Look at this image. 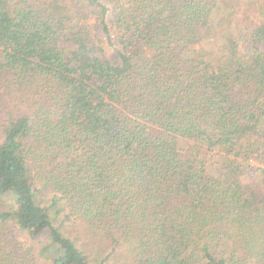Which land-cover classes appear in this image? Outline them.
<instances>
[{"label":"trees","instance_id":"trees-1","mask_svg":"<svg viewBox=\"0 0 264 264\" xmlns=\"http://www.w3.org/2000/svg\"><path fill=\"white\" fill-rule=\"evenodd\" d=\"M221 6L0 0V264H42L19 230L51 264H264V13L212 57Z\"/></svg>","mask_w":264,"mask_h":264},{"label":"rangeland","instance_id":"rangeland-1","mask_svg":"<svg viewBox=\"0 0 264 264\" xmlns=\"http://www.w3.org/2000/svg\"><path fill=\"white\" fill-rule=\"evenodd\" d=\"M221 9L220 11L217 12L216 15L213 16V20L211 23V29L212 32L210 33V38L212 37V39H209V44L205 43V49H206V53L209 54V56H219V55H223V52H225L224 50H226V43L229 41L231 35L233 34V32L229 33V31H227V24L231 23V21L233 20H237L240 18V20L245 21V14L251 13V7H255L259 10L260 14L264 13V0H221ZM253 4V6H251ZM225 12L226 14H228V18L226 19V21L221 22L219 20L220 18V13ZM244 15V17H243ZM211 40V41H210ZM220 162V161H217ZM217 165H219V163H217ZM264 164L258 163L256 164V169L251 173L252 177L254 176L255 180H260L261 177V170H259L258 168H263ZM45 196H49L50 193L45 192L44 193ZM43 194V197H45ZM64 227L67 230V233L69 235H71L74 239L78 240L79 238L80 241L82 242V239H84L81 234L76 230V228L74 227V222H65L64 221ZM18 238L22 241L25 242L27 244H29L33 250L34 253L38 256L39 261L42 264H51V261L49 259V256H41L40 250L41 248H43L46 245V242H48V238L46 234H41L37 237H32L31 235L24 233L23 231H18L17 233ZM85 240V239H84ZM86 241L82 242V246L84 247H88L89 250H91L93 248V245L91 246V243H85ZM95 246H97L95 244ZM110 250H107V252H109ZM124 255V252L118 251L117 254H113L112 259H115L117 257H121Z\"/></svg>","mask_w":264,"mask_h":264}]
</instances>
